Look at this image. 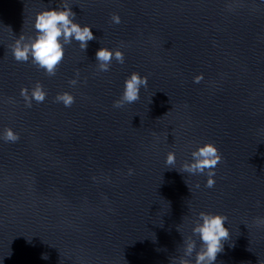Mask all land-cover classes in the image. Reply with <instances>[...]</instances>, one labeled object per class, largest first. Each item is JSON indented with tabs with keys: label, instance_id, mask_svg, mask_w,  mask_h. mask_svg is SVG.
I'll return each instance as SVG.
<instances>
[{
	"label": "water",
	"instance_id": "95a60500",
	"mask_svg": "<svg viewBox=\"0 0 264 264\" xmlns=\"http://www.w3.org/2000/svg\"><path fill=\"white\" fill-rule=\"evenodd\" d=\"M66 2L96 39L66 45L50 77L11 46L62 0H0V137L20 136L0 138V264H172L201 211L228 218L215 264H264V0ZM104 46L125 63L98 71ZM133 71L147 88L114 108ZM37 82L47 97L28 108ZM208 142L223 156L213 188L177 170Z\"/></svg>",
	"mask_w": 264,
	"mask_h": 264
},
{
	"label": "clouds",
	"instance_id": "9594fccd",
	"mask_svg": "<svg viewBox=\"0 0 264 264\" xmlns=\"http://www.w3.org/2000/svg\"><path fill=\"white\" fill-rule=\"evenodd\" d=\"M76 13L72 7L62 0L59 8H44L39 11L34 19L35 36L25 37L22 33L11 46L12 54L17 62H28L40 69H43L48 76H55L59 65L65 55V46L73 41L86 51L89 41L96 39L93 34L92 25L81 24L75 19ZM111 20L115 24L122 22L118 13H113ZM113 61L124 64L125 54L117 48L101 47L96 52V62L98 71L108 72ZM203 75L194 77V82L199 83ZM72 86L79 83V72L76 78L69 81ZM148 77L133 71L125 80L124 90L121 96L113 103L114 108H123L125 105L134 104L141 98V89L147 88ZM21 97L26 107L31 108L33 101L43 103L47 97V92L39 82L29 90L27 86L21 89ZM55 102L62 103L65 107H71L75 103V97L68 91L57 93ZM2 138L5 142L15 143L19 141V133L11 127L4 130ZM223 160L222 153L218 146L212 142L202 144L192 151L191 159L186 160L180 169L175 167L176 156L174 152H169L165 161L166 169L175 168L187 175H207L205 187L215 186V169ZM132 174V170H129ZM188 184V182L186 181ZM189 186V184H188ZM197 187L199 185L197 184ZM191 190V189H190ZM227 216L223 214H213L201 211L192 227L191 234L185 237L181 255L172 258V264H215L217 256L224 250L225 241L230 239V229L226 226ZM259 224L264 225V219L257 218ZM179 230V228H178ZM199 240V248L197 241ZM194 257V259H193ZM47 259V254L43 255Z\"/></svg>",
	"mask_w": 264,
	"mask_h": 264
}]
</instances>
